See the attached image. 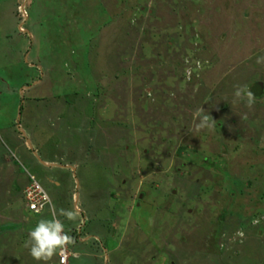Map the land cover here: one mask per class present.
Here are the masks:
<instances>
[{"label": "rangeland", "instance_id": "rangeland-1", "mask_svg": "<svg viewBox=\"0 0 264 264\" xmlns=\"http://www.w3.org/2000/svg\"><path fill=\"white\" fill-rule=\"evenodd\" d=\"M260 56L264 0H0V264L53 215L70 264H264Z\"/></svg>", "mask_w": 264, "mask_h": 264}, {"label": "clouds", "instance_id": "clouds-1", "mask_svg": "<svg viewBox=\"0 0 264 264\" xmlns=\"http://www.w3.org/2000/svg\"><path fill=\"white\" fill-rule=\"evenodd\" d=\"M258 64H264V56L257 57ZM246 96L248 106L254 103V94L248 90L247 86H237L235 96ZM194 120L199 123L195 125L197 131L209 128L215 125V120L210 115L205 114L203 108H198L193 113ZM59 215L65 216L71 221L78 219V213L71 210L61 209ZM80 241V240H79ZM74 238L65 230V225L57 215L52 219H40L37 224L28 233V247L31 257L38 264H50L56 256H63L70 246H74Z\"/></svg>", "mask_w": 264, "mask_h": 264}, {"label": "built area", "instance_id": "built-area-1", "mask_svg": "<svg viewBox=\"0 0 264 264\" xmlns=\"http://www.w3.org/2000/svg\"><path fill=\"white\" fill-rule=\"evenodd\" d=\"M29 180L28 185L22 190L24 208L29 213L38 214L49 205L48 198L36 181L33 179ZM77 256L78 254L76 252L68 249L63 256H56L52 264H69V259L77 258Z\"/></svg>", "mask_w": 264, "mask_h": 264}, {"label": "water", "instance_id": "water-1", "mask_svg": "<svg viewBox=\"0 0 264 264\" xmlns=\"http://www.w3.org/2000/svg\"><path fill=\"white\" fill-rule=\"evenodd\" d=\"M261 92H262L261 84H258V85H257V93H256L255 96H260Z\"/></svg>", "mask_w": 264, "mask_h": 264}, {"label": "trees", "instance_id": "trees-1", "mask_svg": "<svg viewBox=\"0 0 264 264\" xmlns=\"http://www.w3.org/2000/svg\"><path fill=\"white\" fill-rule=\"evenodd\" d=\"M42 211H43V210H42ZM42 211H41V212H42ZM41 212H40V213H41ZM40 213H38V214H40ZM38 214H35V215H38ZM73 235H74V233L71 234L72 237H73ZM75 237H76V236H75ZM75 237H74V240H75V242H76L78 239H76ZM74 252H76V251H74ZM76 253H77V252H76ZM77 254H78V253H77ZM78 257H79V254H78L77 258H78ZM77 258H74V259H77ZM71 259H72V258H70L69 261H70ZM69 264H70V262H69Z\"/></svg>", "mask_w": 264, "mask_h": 264}, {"label": "crops", "instance_id": "crops-1", "mask_svg": "<svg viewBox=\"0 0 264 264\" xmlns=\"http://www.w3.org/2000/svg\"><path fill=\"white\" fill-rule=\"evenodd\" d=\"M23 209L26 211V209L23 206ZM27 212V211H26ZM29 213V212H28ZM32 214V213H31ZM39 215V214H38ZM81 240V239H80ZM79 254V253H78ZM55 260V259H54ZM54 261L50 262V264H52Z\"/></svg>", "mask_w": 264, "mask_h": 264}]
</instances>
